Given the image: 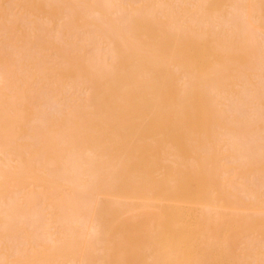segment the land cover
Masks as SVG:
<instances>
[{"label":"bare ground","instance_id":"6f19581e","mask_svg":"<svg viewBox=\"0 0 264 264\" xmlns=\"http://www.w3.org/2000/svg\"><path fill=\"white\" fill-rule=\"evenodd\" d=\"M142 212L145 264H264V0H0V264Z\"/></svg>","mask_w":264,"mask_h":264},{"label":"rangeland","instance_id":"374dc122","mask_svg":"<svg viewBox=\"0 0 264 264\" xmlns=\"http://www.w3.org/2000/svg\"><path fill=\"white\" fill-rule=\"evenodd\" d=\"M137 214L117 224L108 236L105 246L107 264H145L146 254L153 245V233L159 214Z\"/></svg>","mask_w":264,"mask_h":264}]
</instances>
